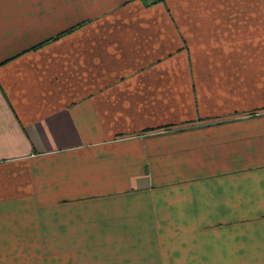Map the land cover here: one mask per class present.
I'll return each instance as SVG.
<instances>
[{
	"label": "crops",
	"instance_id": "crops-1",
	"mask_svg": "<svg viewBox=\"0 0 264 264\" xmlns=\"http://www.w3.org/2000/svg\"><path fill=\"white\" fill-rule=\"evenodd\" d=\"M0 264H264V0H0Z\"/></svg>",
	"mask_w": 264,
	"mask_h": 264
},
{
	"label": "trees",
	"instance_id": "trees-1",
	"mask_svg": "<svg viewBox=\"0 0 264 264\" xmlns=\"http://www.w3.org/2000/svg\"><path fill=\"white\" fill-rule=\"evenodd\" d=\"M157 2H159V0H157Z\"/></svg>",
	"mask_w": 264,
	"mask_h": 264
}]
</instances>
